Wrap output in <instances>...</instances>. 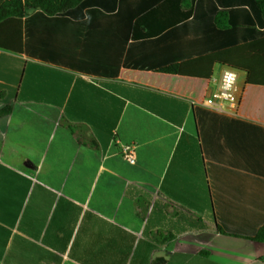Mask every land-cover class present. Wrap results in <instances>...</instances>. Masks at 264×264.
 I'll use <instances>...</instances> for the list:
<instances>
[{
	"label": "crops",
	"instance_id": "0c3cea01",
	"mask_svg": "<svg viewBox=\"0 0 264 264\" xmlns=\"http://www.w3.org/2000/svg\"><path fill=\"white\" fill-rule=\"evenodd\" d=\"M242 1L25 9L32 54L0 49V264H264L240 235L264 227V86L239 71L235 115L196 105L223 65L163 72L174 43L139 24L246 18Z\"/></svg>",
	"mask_w": 264,
	"mask_h": 264
},
{
	"label": "trees",
	"instance_id": "16d2710c",
	"mask_svg": "<svg viewBox=\"0 0 264 264\" xmlns=\"http://www.w3.org/2000/svg\"><path fill=\"white\" fill-rule=\"evenodd\" d=\"M239 5L246 18H159L153 29L150 25L155 18H141L144 40L156 37L161 43H174L175 53L169 57L172 62L161 71L210 80L215 65L230 66L247 73L248 84L264 86V0H243ZM74 6L75 0H0V49L32 54L27 49L25 33L31 22L39 19L24 18L26 8L38 9L37 14L41 15L60 13ZM240 235L264 242V227ZM153 264L165 261L157 259Z\"/></svg>",
	"mask_w": 264,
	"mask_h": 264
},
{
	"label": "built area",
	"instance_id": "2783aa9c",
	"mask_svg": "<svg viewBox=\"0 0 264 264\" xmlns=\"http://www.w3.org/2000/svg\"><path fill=\"white\" fill-rule=\"evenodd\" d=\"M239 79L240 72L237 69L223 66L220 78L210 93L203 102L195 104L212 111L235 115L241 103ZM123 156L129 164L134 165L137 160L135 147L124 146Z\"/></svg>",
	"mask_w": 264,
	"mask_h": 264
}]
</instances>
